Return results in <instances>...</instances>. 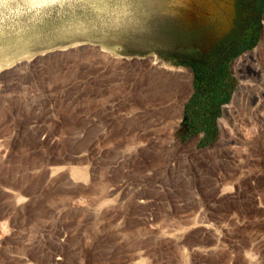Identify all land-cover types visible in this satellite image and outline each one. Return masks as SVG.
Here are the masks:
<instances>
[{
    "label": "rangeland",
    "instance_id": "1",
    "mask_svg": "<svg viewBox=\"0 0 264 264\" xmlns=\"http://www.w3.org/2000/svg\"><path fill=\"white\" fill-rule=\"evenodd\" d=\"M236 2L0 0V264H264V82L233 71L264 9L207 144L179 130L193 77L171 63Z\"/></svg>",
    "mask_w": 264,
    "mask_h": 264
},
{
    "label": "trees",
    "instance_id": "2",
    "mask_svg": "<svg viewBox=\"0 0 264 264\" xmlns=\"http://www.w3.org/2000/svg\"><path fill=\"white\" fill-rule=\"evenodd\" d=\"M250 1H253L254 16L249 17L247 9L251 7ZM243 7L242 10L241 8ZM264 9V0H237L236 12L241 19L236 22L235 28L231 30L224 38L205 54L204 57H187L179 60H171L173 65H184L189 67L193 72V98L205 96L209 102L205 107V111L212 113V117L208 119H201L204 126L195 127L193 130L204 129L211 141L216 133V117L219 115V110L222 104L226 103L230 98V84H229V62L246 49L252 48L257 42V37L260 28V15ZM249 10V9H248ZM247 18V19H244ZM247 31H254L253 39L244 41V36ZM189 103L185 110L186 112L195 108ZM199 109V108H198ZM200 116V115H199ZM198 122V123H201ZM209 141V142H211Z\"/></svg>",
    "mask_w": 264,
    "mask_h": 264
},
{
    "label": "bare ground",
    "instance_id": "3",
    "mask_svg": "<svg viewBox=\"0 0 264 264\" xmlns=\"http://www.w3.org/2000/svg\"><path fill=\"white\" fill-rule=\"evenodd\" d=\"M88 1V0H86ZM96 1V0H95ZM91 2V1H90ZM98 2V1H97ZM93 3V2H92ZM96 3V2H94ZM98 4V3H97ZM264 41V40H263ZM150 60H154V59H150ZM156 63V62H155ZM153 68V67H152ZM155 71H159V72H164V74L166 73V75H171V76H177V75H181L183 72L185 73L186 70L182 69L181 67H174V66H169L164 62H159L157 64V67L154 68ZM156 71V72H157ZM233 71L235 73V75H237V77H241L244 78V76H255L256 78H259L260 81L264 82V43L260 45L259 49H255L254 51H250L245 53L244 55H242L241 57H239L234 63H233ZM187 73H189L187 71ZM165 76V75H164ZM184 76V75H183ZM181 77V76H180ZM175 78V77H174ZM179 78V77H178ZM248 78V77H247ZM250 78H252L250 76ZM254 78V77H253ZM248 81V80H247ZM244 82V81H243ZM246 82V81H245ZM250 83V82H249ZM262 83V82H260ZM243 84V83H242ZM240 85L238 87V90L236 92V94L234 95V99L232 104H234L236 106V102L237 99L239 97L238 100H240V95L241 93H245L244 90L246 89L244 87V85ZM245 84V83H244ZM245 89H244V88ZM249 88V87H247ZM255 88V87H254ZM244 89V90H243ZM246 91V90H245ZM251 91V90H250ZM259 91V90H258ZM261 91V90H260ZM259 91V92H260ZM247 92V91H246ZM258 92V93H259ZM262 92V91H261ZM264 92V91H263ZM262 94V93H261ZM264 94V93H263ZM260 96V95H259ZM238 103V102H237ZM233 107V105H232ZM232 110L230 108V106H225L224 107V114H225V118H229L231 117L232 114ZM225 122L223 121V123L221 124V131L222 133H224V127ZM80 175V174H79ZM78 175V176H79ZM81 177V176H79ZM78 178V177H76Z\"/></svg>",
    "mask_w": 264,
    "mask_h": 264
},
{
    "label": "crops",
    "instance_id": "4",
    "mask_svg": "<svg viewBox=\"0 0 264 264\" xmlns=\"http://www.w3.org/2000/svg\"><path fill=\"white\" fill-rule=\"evenodd\" d=\"M252 3H253V1H252ZM234 5L236 6V3ZM240 20L241 19L237 16V12H236V14H235V20L233 22L234 24H233L232 28L229 30V32L235 28L236 22H238ZM228 33H226V34H228ZM224 36H222L221 39L216 42V44L219 43L224 38ZM253 36H254V31H247L245 33V36H244L245 37L244 38V41H248L250 39H253ZM214 45L212 47H208L204 52H202V55L200 57H204L205 54H207V52L210 51L214 47ZM187 68H189V67H187ZM228 69H229V64H228ZM192 77H193V74H192ZM192 86H193V79H192ZM193 96H194V91H193V87H192V91H191L190 97L187 100V102L185 103L184 112H183L182 119L180 121V127H179L180 129L179 130H182L183 132H185V134H186V136L188 138L191 139V138H194L195 137V138H197V142L198 143H200V144L201 143L202 144H207L209 141H211V139L206 134V131L204 129H199L197 131H195L193 129L195 127L196 128L197 127L200 128V126L201 127L204 126V124H202L203 122L201 121L202 118L206 120V119L212 117V113H210V112L207 113L205 111V107L207 105V102H209V101H208V99L205 98V96H199V94H198L197 98H195V97L193 98ZM189 103H192L193 106L196 104L197 106H195V108H192V110L186 112L185 108H186V106ZM221 107H220V110H219V115L216 117V120L221 115ZM200 121H201V123H198ZM194 123H196L194 125L195 127H192V125Z\"/></svg>",
    "mask_w": 264,
    "mask_h": 264
},
{
    "label": "water",
    "instance_id": "5",
    "mask_svg": "<svg viewBox=\"0 0 264 264\" xmlns=\"http://www.w3.org/2000/svg\"><path fill=\"white\" fill-rule=\"evenodd\" d=\"M188 70H189V72H190L191 74H193V72H192V70H191L190 68H188Z\"/></svg>",
    "mask_w": 264,
    "mask_h": 264
}]
</instances>
